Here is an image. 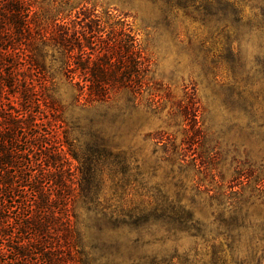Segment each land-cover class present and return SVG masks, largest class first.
Returning <instances> with one entry per match:
<instances>
[{"label": "trees", "instance_id": "trees-1", "mask_svg": "<svg viewBox=\"0 0 264 264\" xmlns=\"http://www.w3.org/2000/svg\"><path fill=\"white\" fill-rule=\"evenodd\" d=\"M75 2L0 0V264H201L181 242L202 237V222L139 191L104 121L70 130L57 120L59 109L142 96L149 73L127 14ZM185 111L199 129L198 108ZM154 139L170 162L187 161L167 134ZM227 213L224 225L238 217Z\"/></svg>", "mask_w": 264, "mask_h": 264}, {"label": "rangeland", "instance_id": "rangeland-1", "mask_svg": "<svg viewBox=\"0 0 264 264\" xmlns=\"http://www.w3.org/2000/svg\"><path fill=\"white\" fill-rule=\"evenodd\" d=\"M90 2L129 16L149 61L147 84L113 109H59V124L104 121L138 168L139 191L194 213L202 237H185L181 251L201 264H264V0ZM61 91L69 105L71 90ZM185 107L198 108L199 129ZM160 132L187 161L180 153L169 161L154 139ZM228 211L238 217L224 225Z\"/></svg>", "mask_w": 264, "mask_h": 264}]
</instances>
